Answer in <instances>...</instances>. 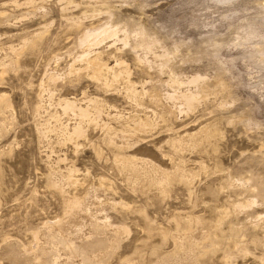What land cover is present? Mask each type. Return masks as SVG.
I'll return each mask as SVG.
<instances>
[{
	"label": "rangeland",
	"instance_id": "374dc122",
	"mask_svg": "<svg viewBox=\"0 0 264 264\" xmlns=\"http://www.w3.org/2000/svg\"><path fill=\"white\" fill-rule=\"evenodd\" d=\"M0 264H264V0H0Z\"/></svg>",
	"mask_w": 264,
	"mask_h": 264
},
{
	"label": "bare ground",
	"instance_id": "6f19581e",
	"mask_svg": "<svg viewBox=\"0 0 264 264\" xmlns=\"http://www.w3.org/2000/svg\"><path fill=\"white\" fill-rule=\"evenodd\" d=\"M92 61H94V60H92ZM92 61H91V62H92ZM99 62H100V61H99ZM96 64H98V65H99V63H97V62H96ZM93 65H94V64H93ZM95 66H96V65H95ZM100 66H102V64H101V65H99V67H97V66H96V67H97V68H99V70H101V69H102V67H100ZM94 69H95V68H94ZM92 70H93V69H92ZM97 71H98V69H97V70H95V72H97ZM98 72H99V71H98ZM98 72H97V73H98ZM99 73H100V72H99ZM72 204H73V202H72Z\"/></svg>",
	"mask_w": 264,
	"mask_h": 264
}]
</instances>
